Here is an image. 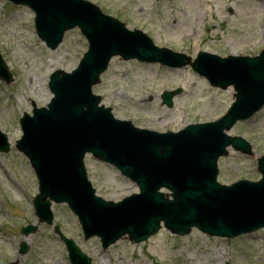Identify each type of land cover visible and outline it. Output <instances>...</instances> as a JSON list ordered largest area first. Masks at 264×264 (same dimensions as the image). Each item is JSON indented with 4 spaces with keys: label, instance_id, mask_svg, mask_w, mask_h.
<instances>
[{
    "label": "rangeland",
    "instance_id": "374dc122",
    "mask_svg": "<svg viewBox=\"0 0 264 264\" xmlns=\"http://www.w3.org/2000/svg\"><path fill=\"white\" fill-rule=\"evenodd\" d=\"M103 13L130 29L146 33L159 47L194 57L198 51L227 55H257L264 48V0H88ZM87 43L78 29L64 34L55 50L36 36L33 14L0 0V54L14 77L0 80V132L9 151L0 153V264H70L64 244L54 232L74 241L91 264H264V230L234 239L211 238L196 230L183 237L163 227L140 244L126 237L107 250L98 238L84 240L77 219L62 204L51 205L53 224L35 216L32 201L37 179L27 159L15 148L21 137L19 119L31 114L32 104L46 106L51 95L49 75L73 70ZM180 89L171 109L161 105L164 91ZM93 93L120 120L141 129L176 132L188 124L209 122L224 114L233 91L211 88L191 69L169 70L158 65L115 58ZM231 135L248 140L254 158L230 150L218 161L217 180L229 185L247 179L257 181L256 158L264 155V108L247 122L237 124ZM88 178L96 194L118 202L137 193L136 186L113 167L90 156L85 159ZM34 226V233L21 229ZM26 251L19 253L20 243Z\"/></svg>",
    "mask_w": 264,
    "mask_h": 264
},
{
    "label": "water",
    "instance_id": "95a60500",
    "mask_svg": "<svg viewBox=\"0 0 264 264\" xmlns=\"http://www.w3.org/2000/svg\"><path fill=\"white\" fill-rule=\"evenodd\" d=\"M9 1L31 8L36 33L50 49L76 26L89 44L75 71L50 76L53 98L47 107L34 109L33 117L21 120L23 137L17 149L29 159L39 181L33 204L41 222L52 223L50 201L64 202L78 217L85 239L100 237L103 249L124 235L136 243L144 241L158 231L161 221L177 235L195 227L211 236L234 237L264 227V158L259 162L262 179L258 183L243 181L230 188L215 183V163L226 153V146L250 154L248 144L222 132L263 105L264 51L252 59L200 54L193 69L213 87L232 85L235 102L213 124L158 135L115 120L110 110L98 107L100 99L92 95L91 87L114 55L174 68L184 65L183 56L154 48L140 33L126 31L80 0ZM0 78L7 82L11 78L1 57ZM174 94H164V103L170 106ZM8 148L6 136L0 134V152ZM86 153L114 164L135 182L140 194L117 204L96 197L83 166ZM160 188L170 190L172 200L158 193ZM34 231L32 226L23 230ZM60 237L72 264H90L72 241Z\"/></svg>",
    "mask_w": 264,
    "mask_h": 264
}]
</instances>
